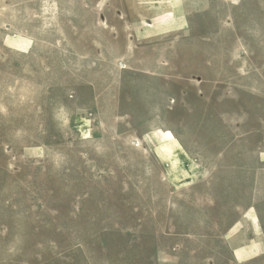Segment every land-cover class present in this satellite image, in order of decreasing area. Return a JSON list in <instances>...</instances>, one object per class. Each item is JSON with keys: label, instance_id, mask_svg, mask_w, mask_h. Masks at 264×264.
Returning a JSON list of instances; mask_svg holds the SVG:
<instances>
[{"label": "rangeland", "instance_id": "1", "mask_svg": "<svg viewBox=\"0 0 264 264\" xmlns=\"http://www.w3.org/2000/svg\"><path fill=\"white\" fill-rule=\"evenodd\" d=\"M182 91L264 127V0H0V264H264L263 172Z\"/></svg>", "mask_w": 264, "mask_h": 264}, {"label": "crops", "instance_id": "2", "mask_svg": "<svg viewBox=\"0 0 264 264\" xmlns=\"http://www.w3.org/2000/svg\"><path fill=\"white\" fill-rule=\"evenodd\" d=\"M159 16V15H158ZM156 17V16H154ZM154 17L145 19L143 21H139L136 23H141L144 22L146 23L147 26L151 24V21L154 19ZM178 24H182L183 21H185V17H179L177 19ZM140 33L142 31H139ZM138 31H133V36L136 35ZM26 41L28 40L27 38H24ZM4 40V39H3ZM4 44V41H3ZM77 93V92H76ZM181 109L183 111H187L190 114L187 116L188 121H197L198 124L196 123V126L193 125L194 130H195V135L197 138L191 140L193 144H197V147L199 149H206L204 150L203 153L206 152V155L204 154L205 158H210V159H215L219 160L221 159L222 161H227V160H236L239 159L241 161V166L239 167L240 170H243L245 175H248L249 172L252 171H262L264 175V127L261 124H257L255 126V123L252 125L251 122L257 121L256 115L257 111L256 110H250L244 106L243 104H224L223 108H217L209 105H205L202 103H197L196 100L198 99L195 98V103L190 102V100L184 95H190V96H196L201 94V92H186L182 91L181 93ZM195 94V95H194ZM79 95V93H77ZM81 95V94H80ZM222 111V113H220ZM235 115V118L231 120L233 117V114ZM205 114V120H201V117ZM254 115V119L253 116ZM238 116V118H237ZM250 117L249 120H247V117ZM207 122L206 127L203 128L202 125L200 124L201 122ZM233 124L234 128L238 130L237 139L232 140L230 137L231 134L227 131L226 124ZM192 128V127H191ZM239 128V129H238ZM253 133L255 136L258 135V138L260 139V143L256 142V139L253 142ZM175 141L180 145L181 149L183 150L184 153H189L191 156L188 155V157L197 160L200 158L199 156L194 155L195 151L188 146L187 140H183L181 135H177L174 137ZM163 141V139H161ZM172 140H169L165 142L167 145H171ZM231 144H237L238 149L234 150V148H231ZM162 146H159L157 149L158 155L162 153ZM176 146V145H175ZM228 149V150H227ZM225 163V162H223ZM230 163V162H229ZM233 163V162H232ZM251 212V208L247 209L245 211V217H249V214ZM258 215V214H257ZM264 216V213H263ZM255 218V221L253 219ZM254 218L249 219V222L251 224L253 234H254V239L252 241L254 242L255 245L257 244H262V240L257 237L256 235V230L259 228V220L254 214ZM237 223H234L230 226L228 232L233 230L236 227ZM240 225V223H239ZM250 245H237L234 246L233 248V253L236 249L240 248H245Z\"/></svg>", "mask_w": 264, "mask_h": 264}, {"label": "bare ground", "instance_id": "3", "mask_svg": "<svg viewBox=\"0 0 264 264\" xmlns=\"http://www.w3.org/2000/svg\"><path fill=\"white\" fill-rule=\"evenodd\" d=\"M122 67V66H121Z\"/></svg>", "mask_w": 264, "mask_h": 264}]
</instances>
